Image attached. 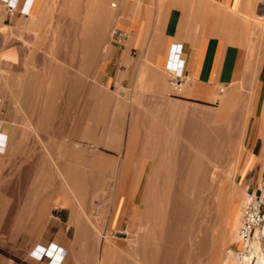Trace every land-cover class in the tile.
<instances>
[{
	"label": "rangeland",
	"instance_id": "1",
	"mask_svg": "<svg viewBox=\"0 0 264 264\" xmlns=\"http://www.w3.org/2000/svg\"><path fill=\"white\" fill-rule=\"evenodd\" d=\"M87 2L88 0H81L80 2V14L82 20ZM64 4V0H47L45 5L48 10L40 17H45L46 21L49 19H59L65 21L69 20L68 16L58 17L59 7L63 6ZM17 11L20 12L19 7L17 8ZM36 14L37 11L34 12V15ZM16 15L18 16L17 13ZM13 17L14 16H12L8 11H6V9L3 8L2 23L14 29L15 33L21 35V30L24 29L25 25L20 23L22 21L20 20V16H18V18ZM40 17H37L35 19H39ZM51 26L52 25H49L48 22L37 24L36 30L33 29L32 31H30V33L26 34L27 37L32 39L34 38L32 42L34 41L33 44H35L37 47L34 48L38 58L47 57L48 54L45 53H49V51H51L50 48H48V44H50L51 41V35L47 30ZM252 26L258 27L259 31H261V33H264L263 23H258L257 25L253 24ZM97 27L99 29L101 28L99 25H97ZM113 27L114 24H111L109 30L107 31V34L102 36V38L100 39L99 46L96 49V55L92 57V61L90 62V64L85 65L83 68L85 69V72L81 73V76H83L82 80L85 86L83 88L85 89V91L82 90V93L84 94H80L79 92L78 95H76L77 97L74 96L67 99L68 103H66V105H62L63 108L61 115H59L60 117L56 116V120L55 118H53V120H55L53 123H56L57 126L52 127L53 130L52 128H50L48 131L49 133L51 132V134H49L50 139H53V142L55 143V145L49 144V148L51 149L60 146L62 148L67 140H71L74 145L80 144L83 147L81 149L84 150L85 154L83 153L84 158L82 163L87 164L85 166L81 164L80 166H82L81 170H83L82 173L84 178L77 180L76 184L72 183L73 188H75V193H77L78 195V193L81 192L79 193L80 197L78 196L79 199L83 198L85 200H89V197L91 196L92 199H94V202H99V206L95 207V212L99 214L102 223H107L106 225L109 224L113 213H116L114 228L122 230V233L118 234H122L126 237L124 239L125 242L132 238V236L135 234V231L137 230L136 225L139 223L143 213L142 202L138 198L144 196L145 193L143 194L140 191H136V187L138 184L131 182L137 180L140 181V179H131L128 180V184H120V189L122 191L117 195L114 194L112 188L114 183L113 179L110 177V172L111 168H113V166L117 164V162L113 159L121 157L124 147L122 141L121 143L112 144V133L110 134L108 141H106L102 136V132L104 131V129L107 130L109 125L108 123L111 122L112 131L115 132L116 130H119V132L122 133V136L124 134L123 141H127L126 130H133V128L130 127V129L128 126L131 124L133 125L136 119L138 120L144 117L146 122L154 121L155 123H157L161 130L165 131L169 135V138L171 140L177 139L175 128H171L169 122L163 119L171 115L169 113V110L167 109L170 104H177L178 107L182 108L181 111L184 112L174 113L172 114L173 116H197L198 119L196 120L198 121L197 123L201 128H205L206 130L220 128L223 131L222 137L226 140V142L224 146H222V148H219L221 150V158L219 161H210L207 164L210 169L218 170L217 173L223 176V180L229 181L227 185L228 192H231L233 190H238L237 192L239 194L243 192L242 196L244 203L252 194L264 196V102L262 103V106L260 108L261 110L259 109L258 111L261 99H263L264 82L263 87L259 89L254 88L257 72H255L254 70L244 71V73L241 72V78L239 77V80H235V82L233 81L235 84L232 83L233 85H230L228 88L222 90L221 92L218 89L214 98L216 100L213 99V101L208 104H197L189 102V104H185V102H178L176 100H172L171 102H168L166 104L157 103L154 101V96L156 94L154 89L151 88L150 85L148 86L149 81H145L143 77L139 79L138 73L137 78L132 82V84H130L129 81L126 84H121L119 81H111V76L109 75V73L101 70V64L106 58L105 56H103V54L105 53L106 49L113 47L116 44L111 35V30ZM250 35L254 34L251 33ZM70 42L71 41L69 39L63 41L65 47H67V49H61V53L64 55L54 56L57 58L60 57L59 60L61 59L60 61L62 67L65 72L67 71L66 74L75 72L77 73V70H79V67L75 62L71 63V48L69 46ZM48 56V59H52L50 55ZM39 66L40 65H36L35 68L37 69L39 68ZM78 73L80 75V72ZM167 73L169 76V72ZM123 74L124 73H121L120 75L122 76ZM91 78L94 80L96 85H98V87L102 88L104 92L106 91V94L108 93L107 96L111 99V102L105 106V108H107L105 119H96V123L95 120H92L93 107L96 99L88 95L87 89L89 87L88 83H91V80H89ZM167 84L169 86V88H167L168 91L173 93L180 92L172 88L169 83ZM5 86L6 83L4 84L3 89L5 88ZM9 98L10 94H6L4 98H0V113H4L5 122L8 120L6 116L10 111ZM55 99H53L54 102H57L59 104L61 100L59 98ZM152 100L154 102H151ZM114 102H117L115 108ZM155 108H158L160 112L158 111L157 113H154ZM192 109L196 110L195 115L192 114ZM222 109L224 113L222 117H220L219 114H221ZM112 111L113 115L111 114ZM189 111L191 112V114ZM2 116L3 114L1 115V117ZM233 117H235V119H230ZM21 121L22 117L18 114L16 116V122L19 123ZM89 123L92 125V128H90L89 131H85L84 127ZM93 123H95V125ZM137 134V138H135L136 140L130 148H163L161 144L151 145L148 142V130H138ZM36 136H38V134H36ZM184 139V137H178L179 148H186V150L189 149V151H187V154H192L190 150L194 151L193 145H188V141ZM25 140L26 142L28 141L26 143L27 145L16 144L12 151H10L11 154L9 152L1 157L3 161V166L0 167V173H2L0 174V188L2 189L1 197L3 198L2 211L5 213V215L9 214L10 219H14L15 225L13 224L14 228L11 229L13 225L10 228H6L3 224H0V264H13V262L17 261V259L21 257L23 253H26V255H28L37 245H42L45 249H47L48 246L45 247V245L43 244L36 245L34 243L26 250L27 245L43 233L45 220L51 222L55 217L54 211L52 209V204H49L47 206V202L44 200L45 198H40V200L37 201L35 199V193L38 190L44 191V189L47 188L46 196L50 193L49 198H51L53 197V193H56V191L59 190V182L56 178H49L47 177V175L45 176V173L48 172V168L51 164L49 165L50 162L48 161L47 157L44 156V147L39 145L40 143L37 142L35 137L32 138V135L27 136ZM21 141H23L22 138ZM182 141L185 142L183 143ZM259 147H261V149L260 153L257 155ZM73 148H70V150L73 151ZM118 148H121V150L118 151ZM166 148H169V145L166 146ZM194 153L196 152L194 151L193 154ZM42 156L45 158V160H41L43 158ZM91 157L93 158L95 162L93 164H95L96 167H98L97 163L99 164L102 162L101 164L104 165V167H102V171L105 174L104 177H91L92 172H96L98 169L90 165V163L93 161ZM6 159H8V162L11 163L6 162ZM256 159L261 160L259 166ZM40 161L42 163H40ZM44 164L45 166L42 169V165ZM37 167L39 169L41 168L42 173L40 172V176L37 175ZM85 168L86 170H90L91 173L90 171H86ZM85 171L88 173H86ZM230 171H233V175L232 173H229ZM85 180L88 181L84 185L83 183H85ZM90 182L98 183L90 184ZM108 182L112 183L110 184ZM79 183L82 184L80 185ZM78 185H80L81 188ZM131 186L133 188H131L128 193L127 190ZM256 186H261V188L258 187V193L255 194L254 192L257 189ZM217 188L218 187L215 184L211 185L209 191L205 195L206 197H208V213L206 219L207 224L210 227V242L214 247L213 256L217 254V251L221 246V241L219 240L220 236L228 231L225 227V214L229 210V206H231V198L228 194V197L223 199L221 206L218 208L216 192ZM85 192L86 196L84 197L83 194L85 195ZM113 196L114 198H112ZM125 198L128 199L125 200ZM30 205L32 206L31 210L29 209ZM40 207H42L45 216L43 218L44 222L42 223V226L38 227V218L33 216L39 212L38 208ZM57 208V214H59L58 205ZM30 213H33V216L29 217L28 214ZM106 215H110L111 218L109 219L105 217ZM30 219H34L33 222L30 223ZM237 220L239 224V215L237 217ZM121 224H126V226L123 227L124 229L120 228ZM38 228H40V230H37ZM94 229H96V227H94ZM10 230L14 233H11ZM192 231L193 230L190 222H187L183 227L184 238L180 243H178L179 245L177 244L179 249L175 245L174 247H172L169 243L164 242L167 247L170 248L171 246L170 250L173 251L174 249L173 252L176 251L177 256L179 255V259L178 257L176 258L178 259V261H175L176 264H200V262L198 263L196 261L193 255L194 246L191 245L193 244L191 243L193 237ZM99 233L101 234L102 238L105 237L104 239L107 240V238H109L108 235L111 233V228L109 227V225L108 227H101L100 232H94L93 234L95 236ZM110 246L115 250H120L122 252V250L118 248L116 244H110ZM225 246L226 248L223 247L221 249L220 256H223L224 252L227 249H231V251L236 255V260L239 261L242 254H244L245 252V249L242 248V245L239 246L237 241L227 243ZM179 250L182 252H180ZM44 260H46L45 262H47L49 261V258L45 255L40 261ZM218 261L219 260H216L215 264H217ZM254 262L255 257L252 260L248 261L246 264H254Z\"/></svg>",
	"mask_w": 264,
	"mask_h": 264
},
{
	"label": "bare ground",
	"instance_id": "2",
	"mask_svg": "<svg viewBox=\"0 0 264 264\" xmlns=\"http://www.w3.org/2000/svg\"><path fill=\"white\" fill-rule=\"evenodd\" d=\"M0 1V80L5 77L7 70L15 72L17 75V83L11 99L10 111L6 116L8 122H5V118L0 119V132L6 133L8 136L7 149L3 154H0V167L3 166L1 157L12 151L16 144L25 145L28 142L25 140L27 136L32 135V138L35 137L37 142L40 143L39 145L44 147V156H46L50 162L49 165H52L48 168V172L45 173V176L56 178L59 182L60 190L65 194L73 195L75 193V188H73L72 183L76 184L77 180L84 178L82 173L83 170H81L82 166L80 165L82 164L85 166L87 164L82 163L85 154L84 150L81 149L83 147L80 144L74 145L71 140H67L62 148L60 146L52 148V150L49 148V144L55 145V143L53 139H50L49 134H51V132L49 133L48 131L50 128L57 126V124L53 122L56 120V116L61 115L62 105L68 103L67 99L78 95L79 92L80 94H84L82 90L85 91V89H83L85 86L81 73L85 72V69H83L84 66L90 64L92 61V57L94 56L92 50L94 41L89 38L84 40H79L76 37L68 38L71 41L69 46L73 50L70 53L71 63L75 62L79 70H77V73L66 74L67 71L65 72L63 69L60 61L61 59L59 60L60 57L57 58L54 56L64 55L61 53V49H67L63 41L66 40V37L70 34L68 32L69 30L65 29L62 25L52 26L55 30H53L52 33L48 31L51 35L48 48H50L51 51L45 53L50 55L52 59H48V55L47 57L38 58L34 48L36 45L33 44L34 41L32 42L34 38L32 39L26 36V34L30 33L29 31L21 30L22 34L20 35L15 33L14 29L2 23L5 4L4 0ZM66 34L68 35L66 36ZM86 34H90L89 29H86ZM78 50L80 51L78 52ZM36 65H40L39 68L36 69ZM78 72H80V75ZM92 78L89 79L91 83H88L89 87L87 89L88 95L96 99L92 114V120H95L96 123V119H105L107 111L105 106L111 102V99L108 98V93L106 94V91L104 92L102 88L98 87ZM181 88L182 86L180 89L176 90L181 91ZM55 98L61 100L59 104L54 102L53 99ZM174 105L175 104H172L171 107ZM174 107H176V105ZM177 108L178 107L174 108V112L179 110ZM156 110L159 109L156 108ZM112 113L113 111L111 114ZM223 113L222 109L219 116L222 117ZM18 114L22 117V121L19 123L16 122V116ZM196 117L197 116L193 115L190 117L181 115L176 116V118L172 116V119L175 118V120L169 117L173 121V126L177 134V139L172 140L165 131L154 129L153 124L157 123H154V121L146 122L144 117L138 120L136 119L133 127L129 126L133 128V130L127 131V141L124 142L123 153L121 157L113 159L117 164L111 168L110 172V177L114 182L112 188L114 194L117 195L122 191L120 189V184H125V182L131 179H140V181L131 182L138 184L136 191L145 194L138 198L142 202L143 213L139 223L136 225L137 230L135 234L130 240L124 242V245L116 244L122 252L110 246V244H114V241L113 243L109 241V243L108 240L110 238H107V240L105 239V241L109 243L107 247L110 250L106 248L103 253L106 254L107 251L111 252L114 257L110 258H116L117 264H176L175 261H178L179 255L177 256V252H173L174 249L172 248V251L170 248L171 246L174 247V245L178 248V243L184 238L183 227L187 222H190L193 230L191 242L193 244L191 245L194 246L193 255L198 263L215 264L216 260H219L217 264H246L255 257L254 264H264V236L260 240L255 238L250 240L244 247L245 252L242 254L239 261L236 260V255L231 249H227L224 255L220 256L221 249L223 247L226 248L225 245L227 243L237 241L238 245H241L237 235V217L241 210L239 208H241L240 206L244 203L242 196L243 192H241V194L237 192L238 190L228 192L227 185L229 181L223 180V176L217 173L218 170H212L208 167V162L220 160L221 150L219 148L224 146L226 140L222 137L223 131L220 128L213 130L201 128L196 120L198 117ZM235 117L230 119H235ZM53 118H55V120H53ZM163 119L165 120L166 118ZM167 121L169 122V120ZM95 123L93 124L95 125ZM138 125L141 127L149 126L148 142L151 145L161 144L163 148H130L134 144L135 138H137ZM84 128L85 131H89L92 125L89 123ZM156 129H158V127ZM36 134H38V136H36ZM107 135L108 130L104 129L102 136L105 140H107ZM178 137H184L188 141V145H193V149L196 153L193 154L194 151L190 150L193 155L187 154L189 149L179 148ZM21 138L23 141H21ZM168 145L169 148H166ZM70 148H73V151L70 150ZM43 159L45 160L44 157L41 160ZM6 162H8V159H6ZM40 163L42 162L40 161ZM91 163L90 165L92 167H96L95 164H93L95 163L94 160ZM101 163H97L98 167L96 168L98 169L96 172H92V178L104 177L105 174L102 171L104 165ZM42 166L43 169L45 164ZM37 169V175L40 176V172L42 173L41 168L39 169L37 167ZM229 173L233 175V171ZM87 181L85 180L83 184L85 185ZM214 184L218 187L216 190L218 208L221 206L223 199L228 197V194L231 198V206H229V210L225 214V227L228 231L220 236L219 240L221 241V246L215 256H213L214 247L210 242V227L206 219L208 213V197L205 196L210 186ZM80 185L78 186L81 188ZM131 188L133 187L131 186L128 188V193ZM258 190L259 188H257L254 193H258ZM1 191L2 189L0 188V224H3L6 228H10L13 224L15 225V223L13 218L10 219L9 214L5 215L2 211L3 198L1 197ZM79 193L78 195L80 197ZM83 196H86V192ZM252 196L254 195L252 194L249 197ZM112 198H114V196ZM127 199L128 198H125V200ZM79 203L82 202L79 201ZM40 208L42 209V207ZM82 208L84 209V206ZM28 215L31 217L33 213ZM44 216L45 213L43 210L33 216L38 218V227L42 226ZM33 220L34 219H30V223L33 222ZM14 225L11 229L14 228ZM37 230H40V228ZM11 233L14 232L12 231ZM93 238L97 242L102 237L99 233L95 236L93 234ZM164 242L169 243L171 245L170 248L167 247ZM177 257L178 259H176ZM114 260L112 261L114 262ZM109 262L108 260V264Z\"/></svg>",
	"mask_w": 264,
	"mask_h": 264
},
{
	"label": "crops",
	"instance_id": "3",
	"mask_svg": "<svg viewBox=\"0 0 264 264\" xmlns=\"http://www.w3.org/2000/svg\"><path fill=\"white\" fill-rule=\"evenodd\" d=\"M64 1L65 4L59 7L58 17L68 16L67 21L59 19L46 21L45 17H40L48 10L45 5L47 0H35L28 15H22L21 11H17L18 7L20 10L24 7L25 0H18L14 12L6 3L4 8L16 18L20 16L22 20L20 23L25 25L22 30L30 32L36 30L37 24L48 22L49 25H62L68 29L70 36L66 34L68 35L66 39L69 37H76L79 40L92 39L94 56L100 39L107 34L111 24L125 30L127 35L122 41H115L113 47L106 49L103 54L106 58L101 64V70L109 73L111 81H119L121 84H126L128 81L132 84L138 73L139 79L143 77L145 81H149L148 86L154 89L156 93L154 101L157 103L166 104L172 100L182 101L185 104L211 103L218 89L221 92L235 84V80H239L242 76L240 73L248 70L257 72L254 88L263 87L264 33L252 25L264 24V0H88L83 20L80 14L81 0ZM36 11L37 14L34 15ZM37 17L40 18L35 19ZM97 25L101 28L99 29ZM52 26L47 29L51 33L55 30ZM86 29L90 30V34H86ZM251 33L254 35H250ZM174 45H182V51H177ZM174 54L182 60L183 85L179 93L167 90L168 70L165 64L169 59L167 56L172 59ZM121 73L124 74L121 76ZM16 83V73L10 70H7L5 77L0 80V98L10 94L9 107ZM116 105L117 102L114 108ZM171 105L168 106L170 114L184 113L177 104L175 105L179 110L174 112L176 107L174 105L173 108ZM157 111L159 110L155 108L154 113ZM192 111L195 115L196 110L192 109ZM172 116L169 117L172 119ZM4 117V113H0V119ZM169 117L165 120H169L170 127L174 128L172 120H175L176 116H173L175 118L172 120ZM153 125L155 130L161 129L158 124ZM129 126L133 127V125ZM141 129L149 131L150 127L138 125L137 131ZM107 130L106 141L112 133V144L122 141L124 147V134L122 136L119 130L112 131L111 122ZM260 149L261 147L257 155ZM119 150L121 148H118ZM256 160L259 166L261 160ZM94 183L98 182H90V184ZM258 187L261 188L256 186ZM46 194L47 188L44 191L38 190L35 199L38 201L40 198H45L47 206L52 204V208L58 205L59 214L51 222L45 220L43 233L32 240L26 250L34 243L43 244L45 247L55 243L67 253L62 264H108V260L109 264H117L116 258L115 260L110 258L114 255L107 251L110 250L107 245L111 241L117 245H124L126 238L118 234L122 233V230L114 228L116 213L111 214L112 218L110 215L105 216L111 218L108 224L111 228V233L108 235L110 242L107 243L104 238L96 242L93 233L100 232L101 227H108L95 212L99 202H94L91 196L89 200H85L79 199L77 193L65 194L60 188L51 198H49L50 193L47 196ZM41 210L43 209L38 208L39 212ZM125 226L126 224H121L120 228L124 229ZM94 227L97 229L95 230ZM106 248L107 253L104 254ZM45 261L30 259L26 253H23L13 264H50V258L49 261Z\"/></svg>",
	"mask_w": 264,
	"mask_h": 264
},
{
	"label": "built area",
	"instance_id": "4",
	"mask_svg": "<svg viewBox=\"0 0 264 264\" xmlns=\"http://www.w3.org/2000/svg\"><path fill=\"white\" fill-rule=\"evenodd\" d=\"M111 35L115 41H122L127 32L113 27ZM167 57L169 59H167L165 67L169 72L168 83L172 88L180 89L183 83L182 60L176 54L172 56V59H170V56ZM52 209L56 217L57 205L53 206ZM240 209L237 235L244 249L250 240L254 238L260 240L264 236V196L254 195L249 197Z\"/></svg>",
	"mask_w": 264,
	"mask_h": 264
},
{
	"label": "clouds",
	"instance_id": "5",
	"mask_svg": "<svg viewBox=\"0 0 264 264\" xmlns=\"http://www.w3.org/2000/svg\"><path fill=\"white\" fill-rule=\"evenodd\" d=\"M10 9L15 11L18 0H4ZM35 0H25L24 7L20 10L22 15H28ZM177 51H182V45H174ZM8 136L6 133L0 132V154H3L7 149ZM50 258V264H62L64 257L67 255L65 249L52 243L45 249L42 245H37L29 254L30 259L40 261L44 256Z\"/></svg>",
	"mask_w": 264,
	"mask_h": 264
}]
</instances>
